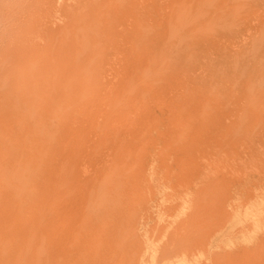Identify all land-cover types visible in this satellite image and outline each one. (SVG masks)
<instances>
[{"label":"rangeland","instance_id":"obj_1","mask_svg":"<svg viewBox=\"0 0 264 264\" xmlns=\"http://www.w3.org/2000/svg\"><path fill=\"white\" fill-rule=\"evenodd\" d=\"M12 1L0 0V28L3 27L0 29V62L4 61L2 53L13 41L11 35L14 37L17 27L24 24L26 18L32 20L34 15L37 27L44 26L39 29L43 38L38 51L41 64L45 63L47 70L52 65L66 68L73 76L83 73L80 75L83 80L78 90L74 89L72 81H67L64 88L58 80L60 87L53 97L59 100L60 106L51 104L52 109L50 99L46 98L50 90L46 91L45 84H51L57 76H47L36 97L43 110V127L49 144L51 135L59 133L67 152L53 157H31L32 169L39 161L46 163L45 168L51 163L49 170L57 169L67 176V180L55 181L65 191L61 202L70 211L66 228L56 238L43 242L39 258L28 251L24 242L12 243L13 236L1 235L0 250L4 252H0V264H264V0H198L193 3L196 6L191 5V0L183 1L180 6L178 0H23L18 1L17 9L12 8V4L7 7ZM22 3L25 6L20 7ZM190 5L193 10H188L186 16L181 15ZM33 6H36L34 11L29 9ZM132 7L137 8L136 12L129 11ZM162 7L177 8L179 21L172 18V23L162 22L161 14L157 13ZM114 8L117 10L113 12ZM12 12L19 14L18 17ZM112 13L123 19L126 16L135 24L129 39L140 61L125 66L126 48L115 44L113 36L103 26L107 21H115L111 19ZM10 15L18 20L15 25L10 22L13 20L8 18ZM6 21L11 24L7 25ZM27 23L24 28L30 27L29 21ZM137 23L141 25L140 31L136 30ZM12 24L15 29L5 27ZM81 35L90 37L86 45L80 43ZM170 37L173 39L169 40ZM114 40L118 42L117 36ZM84 63H88L91 70H97L93 78L91 70L83 67ZM47 64L50 65L47 67ZM10 66L0 67V102L3 95L10 94L6 110L15 113L18 106L14 99L19 96L16 92L24 90H16L18 83L19 86L22 83L17 78L19 72L14 69L11 70L13 79L9 78ZM94 79L95 88L91 86ZM30 90L33 89L30 87L26 92ZM33 91L30 95L36 96ZM93 92L99 97L96 105L87 103ZM58 115L63 117L60 127ZM39 118L29 117L32 119L29 123L36 125ZM75 134L85 137V144L79 148L74 147ZM97 142L94 153H89V147ZM157 154L159 157L154 158ZM165 155L171 159H167L164 166ZM5 161L7 159H0V163ZM150 161L159 164L152 166ZM232 164H236L234 168L230 167ZM222 169L226 170L221 173ZM203 170L205 175L201 174ZM206 170L211 172L207 175L213 173L212 179L207 177ZM171 171L173 175L169 177ZM212 171L219 175L215 176ZM153 172L162 173V178H157L160 174L155 176ZM225 172L232 173V177ZM200 176L209 180L202 183ZM160 180L161 189L156 185ZM71 181L79 191L68 197L66 191ZM149 181L151 186L143 185ZM165 182H170L168 187ZM27 185L23 194L31 196L32 214L28 217L36 221L39 213L46 209L41 204L42 190L37 184ZM176 188L180 189L174 190ZM165 189L173 190L165 193ZM155 191L161 193L158 194L161 199ZM182 194L187 195L184 199H190V203L181 200ZM170 198H177L182 207L174 205L171 202L174 199ZM158 200L164 205L162 210L157 207ZM165 200H170L167 205ZM149 201L155 202L154 206ZM186 203L190 206L188 212ZM171 215L178 221L172 216L171 222ZM5 231L7 233L5 229L2 232ZM152 231L156 232L152 233L155 236L151 235ZM144 236L152 241L145 240ZM118 241L121 244H117Z\"/></svg>","mask_w":264,"mask_h":264},{"label":"bare ground","instance_id":"obj_2","mask_svg":"<svg viewBox=\"0 0 264 264\" xmlns=\"http://www.w3.org/2000/svg\"><path fill=\"white\" fill-rule=\"evenodd\" d=\"M14 1L15 0H13L12 2H10L9 3V5L7 6V7H9L11 4H12V8L13 7H15L16 9L18 8L17 7V4H18V6H19V4H20V2H18V1H23V0H17V1H15V4H16V6H14ZM24 1H26L27 2V0H24ZM30 1V0H29ZM93 1H96V0H93ZM147 2H149V1H152V0H146ZM179 1V3L177 2V4H179V6L182 4V2L183 1H185V0H178ZM196 1H198V0H191V5H194L193 3L194 2H196ZM23 3H25V2H23ZM21 4L20 5V7H22V5H24V4ZM31 3V2H30ZM36 3V2H35ZM176 4V3H175ZM210 4H212V3H210ZM210 4H209V6H210ZM38 5V3L36 4V6ZM191 5H190V7L187 9V11L186 12H183L181 15H185L186 16V14H187V12H188V10L190 11V9L191 10H193V8H191ZM25 6V5H24ZM36 6H33V8H29L30 10H32L33 9V11H34V8L36 7ZM194 6H196V5H194ZM30 7H32V6H30ZM25 9L24 10H26V7H24ZM6 9V8H5ZM7 9H9L10 10V8H7ZM16 9H13V10H15V11H13V12H15L16 13ZM28 9V10H29ZM158 9V8H157ZM19 11L21 10V9H18ZM22 10H23V8H22ZM115 10H117L116 8H114L112 11L114 12ZM132 10V13L135 11L136 12V10H137V8H134V7H132V9H129V11H131ZM11 11H12V9H11ZM11 11H9V13L11 12ZM32 11V12H33ZM12 12V13H13ZM24 12V11H23ZM161 12V13H160ZM8 13V14H9ZM19 13V12H18ZM29 13H31V11L29 12ZM29 13H28V15H29ZM39 13V12H38ZM119 13V12H118ZM157 13H159V14H161V16H160V20H162V22H164V23H172L171 21H173L172 20V18H174V19H176V22L177 21H179L178 19H179V12L177 11V8H175V7H171L170 9H168V10H166L165 9V7H162V8H160L159 9V11L157 10ZM11 14V13H10ZM24 14V13H23ZM34 14V13H33ZM128 14H130L131 15V13H128ZM12 15V14H11ZM10 15V16H11ZM13 15H14V13H13ZM19 15V14H18ZM18 15L17 14H15L14 16H17L18 17ZM58 15V14H57ZM112 15H113V17H111V19L112 20H115V21H113V22H111V23H109L108 21H107V19H105V21H107V22H105L104 24H103V26L106 28V29H108L109 30V33H110V36H113V41H114V43L116 44H118V45H123L124 46V48H126V50H127V57H126V60H125V66H128V64L129 63H135V61L137 62V61H140V60H138L139 58H140V55L138 54V51L136 50V47L135 46H133L132 45V43L133 42H131V40L129 39L130 38V33L132 32V30L134 29L133 27L135 26V24L133 23V21H129L127 18H126V16L124 17V19L122 18V17H119L118 16V14L116 13H112ZM9 16V15H8ZM8 17V18H10V19H15V17ZM25 16V15H24ZM23 16V17H24ZM56 16V15H55ZM58 17V16H57ZM7 18V19H8ZM21 19L20 20H22V17H20ZM13 19V20H14ZM10 21V22H13V24H14V22L17 20H14V21ZM2 21V20H1ZM18 21V20H17ZM23 21V20H22ZM29 21V23H30V27H28V28H24V26L23 25H25L26 26V23ZM26 22V23H25ZM174 22V21H173ZM2 23H3V21H2ZM8 23V21H6V24ZM19 23V22H18ZM4 24V23H3ZM9 24H11V23H9ZM9 24H7V25H9ZM12 24V25H13ZM28 24V23H27ZM40 24V23H39ZM9 26V27H7L6 25H5V27L6 28H8V30H10L11 29V27H15L14 25L13 26ZM37 25H38V23H37V20L35 19L34 20V15H33V17H32V20H31V18H26L25 19V21H24V24H22V25H19V27H17V29H16V31L15 30H13V32L15 31V36L13 37L12 35H11V37L13 38V41L9 44V43H6V44H9V46H7V48L5 49V51H4V53H2L3 54V58H4V61H1V62H3V63H1L0 62V67L2 68H5V67H7V65L8 66H10V67H12V69H9V67H8V69H9V78H11V79H13V71H11V70H16V73L17 72H19L17 75H18V81H20V79H21V83H22V86L20 85L19 86V83H18V87H17V89L16 90H18V88H19V91H22V90H24L23 92H16V90L14 91V93L16 92V94H19V96H17L15 99H14V104L16 103L17 104V110H16V112L15 113H13L12 111H10L9 112V110H6L7 109V106H8V104L10 103V99L8 100V96H10V94L7 96V95H3L2 96V98H1V102H0V159H7V161H5V163L4 162H2V163H0V236L2 235L3 236V234L5 235V234H8V235H10V236H13L12 238H11V242L13 243V242H15V243H17L15 240H19V241H21V242H24V244H25V246H26V248H28V251H32L33 253H35L36 255H37V257L39 258L40 257V254H41V251H42V249H43V247H44V245H43V242L45 241V240H47V239H54V238H56V236L58 235L59 236V234L63 231V229H65L66 227H65V224H66V221H68L69 219V214H70V211L67 209V206L66 205H64V204H62V199H63V197L65 196V191L62 189V187L60 186V185H57L56 183H55V181L57 180V179H61V180H67V176H65V175H63V174H61V172H59L57 169H50L49 170V164H51V163H47L48 164V166H46V168H45V162H40L39 160V162L38 163H36V166H35V169L33 170L32 169V167H33V163H34V160H32V158L31 157H39V156H54V155H64L67 151H66V146H63L61 143H62V141H61V138L59 137V133H54L53 135H51V137H50V139H49V141H52L51 142V144H49V142H48V140H47V132H45V129H44V127H43V124H44V117H42V115H43V110H41V107L38 105L39 103H40V101H39V98L37 99L36 97H37V95H39L38 94V91H39V88L40 87H42V82H43V80H46L47 81V76H49V77H55V76H57V80H53L52 81V83L51 84H45V86H46V91H48V90H50V92H49V94L47 95V97L46 98H49L50 99V108H51V104H52V106L53 107H55V105H58L59 104V100L58 99H55L53 96H54V92L56 91V89L58 88V86H59V83L61 82L62 83V85L64 86V88H65V84L67 83V81H72L73 83H74V85L73 86H75V90H78L79 89V86L81 85V81L83 80H80V75H82L80 72L76 75V76H78L77 78H75L76 76H73L72 74L73 73H69L67 70V72L65 71V69L66 68H57V67H55V66H53L52 65V67H51V69H49L48 68V70L46 69V67L44 66L45 65V63L44 64H41L43 61H41L42 59H39L40 57H39V53H38V51H39V48H40V46H41V42H42V39L43 38H40V33H39V29H41V28H43V27H41V28H38L37 27ZM79 25V24H78ZM23 28H22V27ZM47 26V25H46ZM136 26H137V28H136V30H138V31H140V28L139 27H141V25H140V23H137L136 24ZM176 26V25H175ZM186 26H188V25H186ZM186 26H184V27H186ZM3 28V27H2ZM2 28H0V29H2ZM5 28V29H6ZM133 28V29H132ZM15 29V28H14ZM262 29V28H261ZM79 30H81V29H79ZM7 31V30H6ZM6 31H2L3 32V34H5L6 33ZM176 31V30H175ZM174 31V32H175ZM11 32V31H10ZM9 32V33H10ZM12 32V33H13ZM78 32V31H77ZM174 32H172V34H174ZM8 33V32H7ZM6 33V34H7ZM66 33V32H65ZM14 34V33H13ZM172 34H171V36H172ZM114 35H116L117 36V38H118V42L116 41L115 42V40H114V38L116 37V36H114ZM3 36H5V35H3ZM255 37V36H254ZM4 38V37H3ZM9 38V37H8ZM87 38H90L88 35H81V38H80V43H84L85 45H86V43H87ZM243 38V37H242ZM5 39V38H4ZM85 39V40H84ZM171 39H173L172 37H170V39L169 40H171ZM252 39V38H251ZM8 41H9V39H7ZM6 40V41H7ZM12 39H10V41H11ZM84 40V41H83ZM169 40H167V42L169 41ZM245 40V39H244ZM7 41V42H8ZM94 42H96L95 40H93ZM0 43H1V41H0ZM82 43V44H83ZM114 43H113V45H114ZM3 44V43H2ZM2 47H3V45H2ZM1 47V48H2ZM88 47V46H87ZM83 49V48H82ZM252 50H253V48H251ZM1 52V51H0ZM44 53V52H43ZM43 53L42 54H40V55H43ZM46 53H48V52H46ZM50 54H51V52H50ZM77 55V54H76ZM1 56V55H0ZM48 56H50V55H48ZM79 56V55H78ZM68 57V56H67ZM76 57V56H75ZM51 58V57H50ZM49 57H48V59H50ZM59 58V57H58ZM52 59V58H51ZM50 59V61L49 62H52V60ZM55 60L54 61H56L57 59L56 58H54ZM76 60V59H75ZM74 60V61H75ZM44 61H45V59H44ZM47 63H48V61H47ZM53 63H55V62H53ZM50 64H52V63H50ZM50 64H47L46 66L48 67ZM58 64V63H57ZM57 64H54V65H57ZM75 64H76V62H75ZM68 65V64H67ZM70 66H72L73 67V65L72 64H70ZM65 67V66H64ZM76 67V66H75ZM83 67H86L88 70H91V67L89 66V64L88 63H84L83 64ZM7 69V68H6ZM49 70H50V74L48 75V73H49ZM75 70V69H74ZM1 71V70H0ZM11 71V72H10ZM48 71V72H47ZM97 70H91V73H92V77L91 78H93L94 76H95V73H97L96 72ZM148 71V70H147ZM52 74V75H51ZM16 77H14V81L16 80L15 78ZM3 78V77H2ZM46 78V79H45ZM10 79V81L12 82V80ZM6 80V79H5ZM60 82H59V81ZM17 81V82H18ZM1 82V81H0ZM5 82V81H4ZM7 82V81H6ZM6 82H5V84H6ZM83 82H85V81H83ZM3 83V82H2ZM10 83V82H9ZM14 83V82H13ZM13 83H12V85H13ZM91 86L93 87V88H95L96 87V84H97V82H96V80L94 79V80H91ZM3 85V84H2ZM14 85H16V84H14ZM13 85V86H14ZM44 85V84H43ZM44 86V87H45ZM3 87V86H2ZM31 87V89H33V90H30V92H26V90L28 89L29 90V88ZM60 87V86H59ZM43 88V87H42ZM62 88V87H61ZM63 88V89H64ZM45 90V89H44ZM61 90V89H60ZM60 90H58V91H60ZM107 90V89H106ZM36 92V96H35V98L36 99H34V96H33V94H31L30 95V93L31 92ZM21 93V94H20ZM23 93V94H22ZM61 94V93H60ZM14 95V94H13ZM43 95V94H42ZM41 95V96H42ZM65 95V94H64ZM98 95L95 93V92H93L92 93V95H89V97H88V102L87 103H90V102H92V103H95V105L98 103V100H99V97H97ZM44 97H45V95H44ZM65 97V96H64ZM59 98V97H58ZM117 98H115V100H116ZM175 99V98H174ZM91 100V101H90ZM101 100V99H100ZM12 101V100H11ZM120 102V101H119ZM42 103V102H41ZM58 103V104H57ZM86 103V104H87ZM15 104V105H16ZM191 104V103H190ZM14 105V106H15ZM46 105V104H45ZM192 105V104H191ZM194 105V104H193ZM47 106V105H46ZM59 106H60V104H59ZM206 106V105H205ZM115 107L116 106H114V109H115ZM14 108V107H13ZM12 108V109H13ZM48 108V107H47ZM46 108V109H47ZM52 109V108H51ZM11 110V109H10ZM6 111H8L10 114H6L7 112ZM54 111V110H53ZM52 110H51V113L53 112ZM50 112V111H49ZM50 113V114H51ZM53 114H55L54 112H53ZM15 115V116H14ZM52 115V114H51ZM167 115H168V113H167ZM8 116H10V117H8ZM32 116H34V117H40L39 119H38V124H34V125H31L29 122L32 120H30L29 119V117H32ZM53 116V115H52ZM8 117V118H7ZM55 117V116H54ZM58 127H60L61 126V124H62V120L61 119H63V117H61V116H59L58 115ZM56 119V120H57ZM30 120V121H29ZM191 120H189V122H190ZM245 121V120H244ZM33 124V123H32ZM189 126V125H188ZM232 126V125H231ZM258 126V125H257ZM257 126H256V128H257ZM185 128V127H184ZM191 130V129H190ZM174 131V130H173ZM187 132V131H186ZM183 133H181V135H182ZM180 135V136H181ZM75 136L77 137V139L75 140L76 142V144L74 145V147L75 148H79L80 146H82V145H84L85 143H84V141H85V137H83V136H79V135H77V134H75ZM173 136V135H172ZM178 139H179V137H178ZM181 139V138H180ZM222 141V140H221ZM157 142V141H156ZM101 143H102V139H101ZM158 144V143H157ZM99 145V142H97V145H95L94 147H89L90 148V150H89V153H94V149L93 148H96L97 146ZM172 145V144H171ZM170 145V146H171ZM157 148V147H156ZM168 148V147H167ZM52 149V150H51ZM157 149H159V148H157ZM161 149V148H160ZM215 151V150H214ZM217 151H218V148H217ZM138 152V151H137ZM136 152V153H137ZM155 152V151H154ZM157 152V151H156ZM161 153V152H160ZM214 153V152H213ZM158 154H159V152H158ZM157 154V155H158ZM214 155H216V153L214 154ZM134 156H136V155H134ZM160 156H161V154H160ZM176 156V155H175ZM212 156H213V154H212ZM217 156V155H216ZM51 157V158H52ZM155 157H159V155L158 156H154V158ZM164 157V156H163ZM50 158V159H51ZM165 158H166V155H165ZM164 158V160H162L163 158H161V160H162V164L164 165V163H166L167 162V159H171V156H169L168 158H166L165 159ZM216 158V157H215ZM214 159V158H213ZM52 160V159H51ZM50 160V161H51ZM127 160V159H126ZM157 160V159H156ZM161 160H157L158 162L160 161L161 162ZM204 160V159H203ZM203 160L201 161V162H203ZM230 160V162H231V159H229ZM153 161V160H152ZM154 161H155V159H154ZM153 161V162H154ZM165 161V162H164ZM171 161V160H170ZM169 161V162H170ZM221 161H222V159H221ZM151 162V161H150ZM153 162H151L152 164H154V165H152V164H150V167H151V165L152 166H155V165H158L159 163L157 162V164H155V163H153ZM156 162V161H155ZM168 162V164H170ZM206 162V161H205ZM205 162H203V163H205ZM207 163V162H206ZM218 163V162H217ZM225 163H226V159H225ZM231 163H234V162H231ZM231 163L230 164H228L227 165V167L229 166V165H231ZM141 164V163H140ZM161 164V165H162ZM219 164V163H218ZM217 164V165H218ZM245 164V163H244ZM244 164H242L241 166H242V169H243V167H244ZM249 164V163H248ZM220 165H222V162H221V164ZM225 165V164H224ZM235 165L236 164H232V166H230V167H235ZM252 165V164H251ZM165 166V165H164ZM223 166V165H222ZM237 166H240V164L239 165H237ZM254 166V165H253ZM140 167V166H139ZM216 167V166H215ZM214 167V168H215ZM218 167V166H217ZM208 168H209V166H208ZM211 168V167H210ZM212 168H213V164H212ZM229 168V167H228ZM245 168V167H244ZM156 169V168H155ZM164 169V168H163ZM217 169V168H216ZM230 169V168H229ZM241 169V170H242ZM250 170L252 169V171L254 170L253 168H249ZM150 170H151V168H150ZM152 170H153V167H152ZM157 170V169H156ZM165 170V169H164ZM169 170H170V168H169ZM214 170V169H213ZM218 170V169H217ZM226 170V169H225ZM225 170H223L222 169V171H221V173L222 172H224ZM228 170V169H227ZM238 170H240V169H238ZM238 170H237V175H238ZM244 170V169H243ZM242 170V171H243ZM154 171V170H153ZM209 171V170H208ZM229 171V170H228ZM10 172V173H9ZM129 172V170L127 171V173ZM146 172H147V170H146ZM164 172V171H163ZM173 171H171V173H172ZM203 172H205L204 170L202 171V173L201 174H204ZM212 172H214V174L216 173V171H212ZM231 172V171H230ZM234 172V171H233ZM247 172V171H246ZM250 172V171H249ZM255 172V171H254ZM7 173H9V175H7ZM137 173V172H136ZM148 173H149V171H148ZM154 173V172H153ZM152 173V174H153ZM209 173H211L210 171H209ZM209 173H207V170H206V175L207 174H209ZM225 173H227V172H225ZM235 173V172H234ZM256 173V172H255ZM126 174V173H125ZM150 174H151V172H150ZM155 174V173H154ZM157 174H160V177H157V178H159V179H161L162 177H161V174L162 173H157ZM157 174H155V176L157 175ZM169 174V173H168ZM200 174V175H201ZM213 174V173H212ZM212 174H210V175H207V177L208 176H210L209 177V179L212 177L211 175ZM218 174V173H217ZM217 174H215V176L217 175ZM227 174H230L229 172L227 173ZM242 174V173H241ZM259 174V173H258ZM164 175H165V172H164ZM173 175V173L171 174V175H169V177L170 176H172ZM205 175V174H204ZM219 175V174H218ZM217 175V176H218ZM225 175V174H224ZM231 175V177H232V173L230 174ZM242 175H244V174H242ZM138 176V174L137 175H135V177H137ZM139 176H142L143 177V175L141 174L140 175V173H139ZM146 176V175H145ZM150 176H152V175H150ZM150 176H148L147 178H149ZM154 176V175H153ZM203 176V175H202ZM228 176V175H227ZM9 177H11L9 180H8V178ZM206 176H205V180H203V178L200 176V178H202V181H201V179L199 180L200 182H202V183H204V182H206L207 180H209L208 178H207ZM244 177V176H243ZM13 178H15V180H13ZM117 178V177H116ZM213 178V177H212ZM211 178V179H212ZM215 178V177H214ZM123 179V178H122ZM126 179V178H125ZM143 179H145V178H143ZM150 179L151 180H153L152 179V177H150ZM199 179V177L197 178V180ZM140 180H142V179H140ZM139 180V181H140ZM149 180V179H148ZM150 180V181H151ZM162 180H164V179H162ZM196 180V181H197ZM132 181V180H131ZM145 182V184L143 183V185L145 186V185H149L151 182ZM204 181V182H203ZM141 182V181H140ZM168 182V181H167ZM167 182H165V185H166V187H168V184L170 183H168L167 184ZM199 182V183H200ZM27 183H30V184H33V185H38V188H40V190H42V195H41V204L42 205H44V206H46V209L43 211V212H40L39 213V215L37 216V218H36V221H32L31 219H29L30 217H28V215H30V214H32V211H31V208H30V199H31V196H29V195H25L24 196V188H25V186H28L27 185ZM152 183H153V181H152ZM159 183H161V180H160V182H157L156 183V185L158 184L159 185ZM197 183H198V181H197ZM74 183H73V181H71V183H70V185H69V187L67 188L68 190L66 191L67 192V196L69 197V196H72V195H76V193H78V191H79V189L77 188V186H75V185H73ZM140 184V183H139ZM154 184H155V182H154ZM153 184V185H154ZM195 184V183H194ZM120 185V184H119ZM118 185V187H120ZM142 185V186H143ZM197 185V184H196ZM201 185V184H200ZM204 185V184H203ZM202 185V186H203ZM130 186V185H129ZM136 186V185H135ZM139 186H141V185H139ZM150 186H151V184H150ZM162 186H163V184H162ZM161 186V184L159 185V187H160V189L161 188H163ZM193 186H195V185H193ZM154 187V186H153ZM159 187H157L156 186V188H158L159 189ZM196 187V186H195ZM194 187V189H196ZM135 188V187H134ZM146 188H148V187H146ZM145 188V189H146ZM193 188V187H192ZM143 189V188H142ZM157 189V190H158ZM159 189V190H160ZM168 189V188H167ZM167 189H165V193H166V191H169V192H171L172 190H167ZM180 188H176V189H174V190H179ZM182 189V188H181ZM184 190H185V188H183ZM194 189H192V191L194 190ZM198 189V188H197ZM133 190V189H132ZM149 190V189H148ZM147 190V191H148ZM154 190H156V189H154ZM136 191V190H135ZM160 191H162V190H160ZM186 191V190H185ZM195 191V190H194ZM194 191H193V193L192 194H194ZM93 192V191H92ZM156 192V191H155ZM159 192V191H158ZM163 192V191H162ZM189 192V191H188ZM191 192V191H190ZM190 192H189V194H190ZM196 192H197V190H196ZM91 193V192H90ZM143 193V192H142ZM157 193V192H156ZM160 193V192H159ZM159 193H157V194H155V195H157V197L159 198V196H158V194ZM172 193V192H171ZM186 193H187V191H186ZM130 194H132V193H130ZM139 194H140V192H139ZM138 194V195H139ZM161 194V193H160ZM184 194V193H183ZM183 194H182V196H181V200H184L183 202H185L187 199H184L185 197H187V195H184L183 196ZM188 194V196H190ZM191 194V195H192ZM92 195V194H91ZM135 196H136V192H135V194H134ZM134 195L131 197V199L132 200H134L133 199V197H134ZM195 195V194H194ZM87 196H88V199L90 198L89 197V193H87ZM154 195L152 194V197H153ZM175 196V195H174ZM193 196V195H192ZM128 197V196H127ZM173 197V196H172ZM188 198H191V196L190 197H188ZM87 199V198H86ZM125 199V198H124ZM137 199H139V198H137ZM159 199H161V198H159ZM162 199H163V196H162ZM174 199V200H173ZM173 199H171L170 198V200H173V201H175V202H173V201H171L172 203H174V205H175V203L176 204H179V202H178V200H177V198H173ZM179 200H180V198H178ZM131 200V201H132ZM170 200H168L167 202H166V200H165V203L164 204H166V203H169V201ZM188 200H190V199H188ZM187 200V201H188ZM89 201V200H88ZM96 201V200H95ZM148 201V200H147ZM159 201V200H158ZM191 201V200H190ZM182 202V201H181ZM195 202V201H194ZM89 202H87V204H88ZM137 203H139L138 201H137ZM149 203L151 204V201H149ZM155 203V202H154ZM153 203V204H154ZM188 203H190L189 201H188ZM233 203V202H232ZM237 203V202H236ZM99 204V203H98ZM127 204V203H126ZM136 204V203H135ZM153 204H151V206H154ZM157 204V207H159V209L161 208V210H162V206H164V205H162L161 206V204H160V201H159V203H156ZM158 204H160V206H158ZM163 204V203H162ZM181 204H183V203H181ZM187 204V203H186ZM185 204V205H186ZM134 205V204H133ZM167 205V204H166ZM184 205V206H185ZM188 206V210H187V208H186V210H187V212L189 211V208H190V206H189V204H187ZM191 205V204H190ZM109 206V205H108ZM126 206V205H125ZM138 206V205H137ZM136 206V207H137ZM147 206H148V204H147ZM179 206H180V204H179ZM104 207V206H103ZM102 207V208H103ZM156 207V208H157ZM180 207H182V205L180 206ZM180 207H178V208H180ZM178 208L177 209H175L174 210V213H177V211L176 210H178ZM240 208V207H239ZM107 209H108V207H107ZM137 209V211L139 210V208L137 207L136 208ZM135 209V210H136ZM154 209V208H153ZM158 209V208H157ZM170 210H171V208H169ZM230 209V208H229ZM241 209V208H240ZM134 210V211H135ZM156 210V209H155ZM154 210V211H155ZM180 210V209H179ZM183 211H184V208L182 209ZM156 211H158V210H156ZM176 211V212H175ZM199 211V210H198ZM107 212V211H106ZM105 212V213H106ZM145 212H146V210H145ZM149 212V211H148ZM147 212V213H148ZM235 212V211H234ZM233 212V213H234ZM126 213V212H125ZM144 213V212H143ZM153 213V212H152ZM170 213V212H169ZM174 213H172V214H174ZM181 214H182V211L180 212ZM236 213V212H235ZM234 213V214H235ZM239 213V211L237 212V214ZM128 214V213H127ZM131 214V213H130ZM140 214H142V213H140ZM154 214H155V212H154ZM154 214H153V216H154ZM179 214V213H178ZM180 214V215H181ZM185 214V213H184ZM132 215V214H131ZM156 216L158 215V213L157 214H155ZM161 215H162V217H164L165 216V214H163V212H161ZM236 215V214H235ZM129 217H131L130 215H128ZM127 216V217H128ZM152 216V217H153ZM174 217V215H171V222H172V220H174V219H172L173 217ZM237 216V215H236ZM26 217H28V218H26ZM161 217V216H160ZM183 217H184V215H183ZM23 218H25V220H23ZM168 218V217H167ZM170 218V217H169ZM175 218V220L174 221H178V220H176V216L174 217ZM177 218H179V216L177 217ZM182 218V217H181ZM163 219V218H162ZM164 219H166L165 217H164ZM180 219V218H179ZM232 219H233V217H232ZM169 220V219H168ZM163 222V221H162ZM166 222H167V219H166ZM165 222V223H166ZM170 222V223H171ZM153 223V222H152ZM151 223V224H152ZM160 224V223H159ZM190 224H192V223H190ZM156 225H158V224H155V226ZM165 225V224H164ZM171 225L173 226V223H171ZM170 225V226H171ZM140 227V226H139ZM187 227V226H186ZM156 228H157V226H156ZM7 230V233H6V231H5V233H3L2 231L3 230ZM139 229V228H138ZM138 229H137V232H140V231H138ZM142 229V228H141ZM141 229H139V230H141ZM189 229V228H188ZM144 230V229H143ZM146 230V229H145ZM152 230V229H151ZM156 230V229H155ZM158 230V229H157ZM142 231V230H141ZM168 230H166V232H167ZM47 232H49V233H47ZM69 232V231H68ZM146 232V231H145ZM165 232V231H164ZM152 233H156L155 231L153 232H151V235H152ZM163 233V232H162ZM165 234H167V233H165ZM164 234V235H165ZM222 234V233H221ZM74 235V234H73ZM164 235H163V237H164ZM211 235V234H210ZM216 235V234H215ZM214 235V236H215ZM118 236V235H117ZM149 236V235H148ZM148 236L146 235V237L148 238ZM152 236H155L154 234L152 235ZM151 236V237H152ZM183 236V235H182ZM71 237H73V236H71ZM109 237V236H108ZM122 237H124V235L122 234ZM145 237V236H144ZM145 237V240L147 239ZM1 238V237H0ZM114 238V237H113ZM115 238H118V237H115ZM126 238V237H125ZM125 238H122L123 240H125ZM166 238V237H165ZM164 238V239H165ZM213 238H215V237H213ZM75 239V238H74ZM111 240H112V238H110ZM133 239V238H132ZM144 239V238H143ZM163 239V238H162ZM1 240V239H0ZM122 240V241H123ZM148 241L150 240V241H152L151 240V238L150 239H147ZM179 241L181 240V239H178ZM2 241V240H1ZM116 241H117V239H116ZM120 241V240H119ZM117 242V244H119L120 242ZM132 241V240H131ZM147 241V242H148ZM157 241L158 240H156V241H154V242H156L155 244H157ZM11 242L9 243V244H11ZM142 242V241H141ZM144 242V241H143ZM146 242V243H147ZM153 242V243H154ZM161 242H163V241H161ZM14 243V244H15ZM40 243V244H39ZM153 243H151V244H153ZM178 243V242H177ZM176 243V244H177ZM7 244V243H6ZM50 244H52V243H50ZM49 244V245H50ZM98 244H100V243H98ZM117 244L115 245V244H113L114 246H117ZM121 244V243H120ZM138 244V243H137ZM155 244H153V245H155ZM175 244V245H176ZM158 245H160V244H158ZM157 245V246H158ZM71 246V245H70ZM172 246H174V244L172 245ZM10 247V246H9ZM133 247V246H132ZM156 247V246H155ZM1 248H3V246L1 247ZM25 248V250H27ZM70 248V247H69ZM141 248V247H140ZM116 249V248H115ZM134 249V248H133ZM132 249V250H133ZM157 249H158V247H157ZM4 250V249H3ZM3 250H0V252L1 251H3ZM156 250V249H155ZM153 248H152V251H155ZM159 251V250H158ZM4 252V251H3ZM204 252V251H203ZM158 253V252H157ZM208 254L210 253V255H211V252L210 251H208L207 252ZM206 253V254H207ZM2 254H5V253H2ZM2 254H1V256H2ZM7 254V253H6ZM208 254H207V256H208ZM199 255V254H198ZM201 255V254H200ZM114 256V255H113ZM127 256V255H126ZM121 257V256H120ZM89 259V258H88ZM97 260V259H96ZM254 260V259H253Z\"/></svg>","mask_w":264,"mask_h":264}]
</instances>
